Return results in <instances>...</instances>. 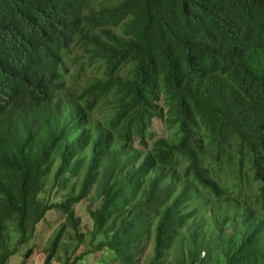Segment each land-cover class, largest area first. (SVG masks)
Wrapping results in <instances>:
<instances>
[{
	"label": "trees",
	"instance_id": "trees-1",
	"mask_svg": "<svg viewBox=\"0 0 264 264\" xmlns=\"http://www.w3.org/2000/svg\"><path fill=\"white\" fill-rule=\"evenodd\" d=\"M49 212L41 264H264V0H0V264Z\"/></svg>",
	"mask_w": 264,
	"mask_h": 264
},
{
	"label": "rangeland",
	"instance_id": "rangeland-1",
	"mask_svg": "<svg viewBox=\"0 0 264 264\" xmlns=\"http://www.w3.org/2000/svg\"><path fill=\"white\" fill-rule=\"evenodd\" d=\"M78 62V60H77ZM76 67H69V72H76ZM90 76V71L86 70L84 68V71L78 75V79L76 81L73 80L72 86L73 89H76L79 84L82 83L83 80L86 79V77ZM72 82V81H71ZM97 112H94L95 114ZM150 133L153 135L150 140L146 142L147 148H149L150 143L157 139V138H167L169 133L163 124L161 120L153 119L150 125L149 129ZM134 147L136 149H140L141 147L137 144H134ZM142 150H145L142 148ZM55 168V167H54ZM99 202H92L90 199L84 200L80 202L78 205L74 207L76 216L80 219L81 229H85L86 227H91V220L89 218V207L94 209L96 206H98ZM62 218L54 212L46 213L44 216V222L42 224H39L36 226V229L34 231V234L30 238V243H23L20 245L17 252L12 254L8 261L4 264H21L22 263V251L25 250L27 245H31L32 249L28 257L25 259V264H41L44 258V255L46 253V244H47V238L50 237L54 227L60 225L62 223ZM67 232V231H66ZM64 232L61 241H67L69 242L71 240V243H73V240L70 238L71 234H66ZM13 233V231H12ZM15 237V236H14ZM14 240V238H12ZM85 249L84 243L80 244L78 246L77 250L73 253L77 254L79 251H83ZM89 254V258H86L85 264H115L114 261L108 260L109 257L106 258V261L101 260L103 259L102 253L100 252H94L91 254V252L87 253ZM91 254V255H90ZM55 255H59V257H51L49 260V264H63V257L62 250L59 249V246H57ZM82 261V260H81ZM72 264H81V262H73Z\"/></svg>",
	"mask_w": 264,
	"mask_h": 264
}]
</instances>
